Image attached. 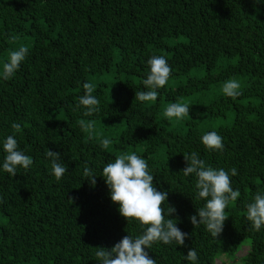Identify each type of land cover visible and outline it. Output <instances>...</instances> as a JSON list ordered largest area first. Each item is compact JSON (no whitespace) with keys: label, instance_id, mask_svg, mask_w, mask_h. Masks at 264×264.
I'll use <instances>...</instances> for the list:
<instances>
[{"label":"trees","instance_id":"obj_1","mask_svg":"<svg viewBox=\"0 0 264 264\" xmlns=\"http://www.w3.org/2000/svg\"><path fill=\"white\" fill-rule=\"evenodd\" d=\"M21 46L28 52L19 69L0 78V264H99L94 248L140 234L102 178L123 153L146 159L154 186L168 192L166 218L167 204L174 206L170 218L188 234L184 246L145 249L156 264H192L184 259L190 248L195 264H213L233 257L244 240L239 264H264V227L255 231L246 219V204L264 193V0H0V72ZM153 55L167 60L169 80L156 101L134 102ZM230 78L241 84L235 99L222 92ZM86 82L100 101L90 117L76 108ZM177 101L190 117L164 116ZM82 120L95 121L94 129L82 130ZM211 131L223 138L222 151L201 143ZM9 135L33 160L15 177L2 168ZM102 139L111 141L107 149ZM47 149L68 167L59 180ZM192 152L213 169H237L229 175L240 196L216 238L189 220L206 203L196 198L195 175L181 172Z\"/></svg>","mask_w":264,"mask_h":264},{"label":"clouds","instance_id":"obj_2","mask_svg":"<svg viewBox=\"0 0 264 264\" xmlns=\"http://www.w3.org/2000/svg\"><path fill=\"white\" fill-rule=\"evenodd\" d=\"M16 40L15 36L11 37ZM28 49L24 46L9 53L8 60L3 64L0 78L10 79L19 69L20 64L26 58ZM149 71L147 78L143 80L145 91L135 92V101L149 102L158 99V89L163 88L171 75L172 69L163 56L153 55L148 61ZM85 94L79 97L76 108L83 106L86 110L83 115L92 116L99 112V99L93 95L94 85L84 83ZM241 84L235 78L225 81L222 92L226 97L235 99L241 92ZM190 107L182 102H170L164 116L182 119L189 116ZM190 117V116H189ZM80 127L84 131L94 129L95 121H80ZM12 129L19 132L21 125L13 122ZM146 142V141H145ZM111 143L108 139L101 140V146L105 149ZM201 143L207 150H223V138L216 132L211 131L204 134ZM3 171L15 177L18 168L29 169L33 163L30 156L19 150L18 142L13 135H9L3 141ZM45 156L50 160L51 174L61 179L68 172V167L60 162V153L47 149ZM185 168L181 170L184 176L194 174L196 177L195 188L198 190L197 199H204L206 203L196 210V215L189 217L193 227L205 226L213 237H218L223 230L226 217V208L230 202H234L240 196L239 190L231 187V176L237 175V169H213L206 166L196 152L191 155L184 154ZM84 176L88 177L91 185L96 184L97 178L88 166L84 167ZM102 178L109 189V196L114 204L119 205L118 212L127 224L138 222L142 232L135 237L125 235L111 249L96 247L95 256L99 264H156V260L149 257L145 249L151 248L154 243L162 242L165 245L175 242L184 246L188 234L182 232L178 227V220L170 218L176 212L174 206L167 204V218L163 205L167 202L168 192L158 191L154 186V176L148 170V162L135 153H123L116 156L114 162H109L102 170ZM71 202L72 200L69 199ZM246 219L251 228L259 231L264 227V193L257 192L251 203L246 204ZM187 261L195 262L198 259L195 249L190 248L184 256Z\"/></svg>","mask_w":264,"mask_h":264},{"label":"rangeland","instance_id":"obj_3","mask_svg":"<svg viewBox=\"0 0 264 264\" xmlns=\"http://www.w3.org/2000/svg\"><path fill=\"white\" fill-rule=\"evenodd\" d=\"M248 249V241L244 240L240 244L239 250L236 252V254L233 257H224L220 256L218 259L214 261L213 264H239L244 255L246 254Z\"/></svg>","mask_w":264,"mask_h":264}]
</instances>
